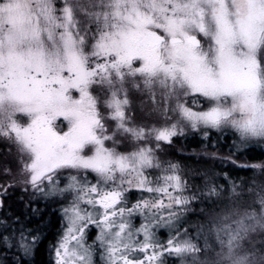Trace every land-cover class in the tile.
Here are the masks:
<instances>
[{
  "label": "snow or ice",
  "instance_id": "6c2138e0",
  "mask_svg": "<svg viewBox=\"0 0 264 264\" xmlns=\"http://www.w3.org/2000/svg\"><path fill=\"white\" fill-rule=\"evenodd\" d=\"M186 130L264 143V0H0V264H33L39 202L50 264H264V183L190 187Z\"/></svg>",
  "mask_w": 264,
  "mask_h": 264
},
{
  "label": "trees",
  "instance_id": "16d2710c",
  "mask_svg": "<svg viewBox=\"0 0 264 264\" xmlns=\"http://www.w3.org/2000/svg\"><path fill=\"white\" fill-rule=\"evenodd\" d=\"M210 136L211 141L209 142L199 139V136V138L190 141L192 145L182 142L180 144L175 143L168 148L170 153L174 156L176 155L177 148L180 149L182 153L188 155V157L182 156L183 167L192 168L196 172L195 176H190V179L187 180L189 186L190 184L193 185V183L196 184L197 188L203 186L204 181L201 177H203L206 172L215 175L217 182L220 183H223L224 174H227V176L238 185H252L254 182L256 184L264 183V174H261L258 169L253 170L248 167H241L242 165H251L264 161V143H250L246 144L242 149H239L234 142L229 144L228 135H225V133H213L210 134ZM227 145L230 147L227 148ZM228 149L230 151H228ZM231 161H235L236 163L233 164ZM7 203L11 205L12 211H19L21 209L14 200V193ZM37 206L43 211L45 225H41V227L44 228V238H42L41 243L37 247L33 258V264H47L46 250L49 249L50 244L54 242L57 230L60 228L59 206L52 205L46 208L43 202H39ZM207 211L206 203L195 201L190 212L185 217L187 220L186 227L192 229L193 236L196 235L194 230L195 226L201 223L202 212L207 213ZM32 219L34 221L32 226H37L39 218L34 217ZM164 235H167L166 231ZM169 259L170 264H177L176 258L173 257Z\"/></svg>",
  "mask_w": 264,
  "mask_h": 264
},
{
  "label": "flooded vegetation",
  "instance_id": "af4514ba",
  "mask_svg": "<svg viewBox=\"0 0 264 264\" xmlns=\"http://www.w3.org/2000/svg\"><path fill=\"white\" fill-rule=\"evenodd\" d=\"M210 134H213V132L211 131ZM225 135H226V134H225ZM227 135H228V139H229V144H231L233 141L236 140L235 137H234V135H233V133H232V134L227 133ZM229 135H230V136H229ZM199 136H200V138H199ZM196 138H199V139H201V140H204V141L209 142V140L205 139V138L202 136V134L193 133V132H191L190 130H186V134H185L184 136H181V137L176 138V139L173 141V143H172L171 145H165L164 147L169 148L170 146L174 145L175 143L180 144V143H182V142L185 143V144H188V145H189V144H191L190 141H191V140H194V139H196ZM222 138H223V137H222ZM191 145H192V144H191ZM165 156L169 157L167 160L172 161L173 163L178 164L179 167H180V169H183V170L186 169L185 166L183 167V163H182V160H183V159H182V156H187V157H188V155L185 154V153H182L180 149H178V148L176 149V155H175V156H174L172 153L167 154V155H165ZM181 174H182V173H181ZM185 176H186V175H185ZM23 195H24V194L20 191L19 188H17L16 191L14 192V200H15V202L19 205L20 208L22 207V204H21V197H22ZM40 203H42V202H40ZM33 207H39V206H37V204H34ZM39 208H40V207H39ZM49 210H52V209H49ZM52 211H53V210H52ZM58 211H59V210H58ZM59 214H60V212H59ZM46 252H47V255H46L47 264H50L49 249H47Z\"/></svg>",
  "mask_w": 264,
  "mask_h": 264
},
{
  "label": "rangeland",
  "instance_id": "374dc122",
  "mask_svg": "<svg viewBox=\"0 0 264 264\" xmlns=\"http://www.w3.org/2000/svg\"><path fill=\"white\" fill-rule=\"evenodd\" d=\"M212 132L215 133V134H222V133L217 132V131H215V130H213ZM227 133L232 134L231 131L225 132V134H227ZM233 135H234V137H235V139H236V140L233 141V142H234V144H236L237 148H239V149L241 148V149H242V147H245L246 144H245V145L240 144V142H239L237 136H236L234 133H233ZM255 142H256V141H253V142H251V143L253 144V143H255ZM249 144H250V143H249ZM229 147H230V146L227 145V148H229ZM228 151H230V150L228 149ZM167 154H170V150H169L167 147H164V148H163V151H162V153H161L162 158L165 159V160H167V159L169 158V157L165 156V155H167ZM181 173H182V175L184 176V178H185L186 180L190 179V176L192 177V176H195V175H196L195 170L192 169V168H186L185 170L181 169ZM185 175H186V176H185ZM193 185L196 186V184H194V183H193ZM193 185L190 184V187H192ZM248 185H251V184H248ZM200 186H201V185H200ZM201 187H203V186H201ZM248 202H251V200H249ZM58 206H59V205H58ZM162 232H163V236H162V238H166V235H164L165 231L162 230ZM176 260H177V264H181V262H180L179 259H176Z\"/></svg>",
  "mask_w": 264,
  "mask_h": 264
}]
</instances>
